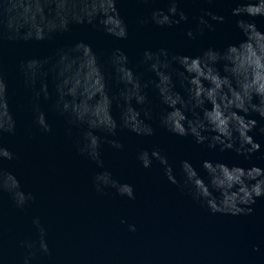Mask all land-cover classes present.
<instances>
[{"label": "water", "instance_id": "95a60500", "mask_svg": "<svg viewBox=\"0 0 264 264\" xmlns=\"http://www.w3.org/2000/svg\"><path fill=\"white\" fill-rule=\"evenodd\" d=\"M113 6L127 25L125 40L114 35L121 22L111 15ZM234 6L233 0L212 5L178 0L188 20L160 28L137 21L156 8L166 9L165 0H117L116 5L112 0H0V79L5 84L0 124L13 128L0 131V148L14 157L0 160V264H24L26 257L29 264H264V198L251 206V214H213L180 186L179 171V162L188 160L207 183L199 167L204 159L264 167V158L258 159L264 157V135L257 129L250 135L261 149L247 162L231 152L209 151L158 126L155 116L162 106L149 88L151 137L120 130L115 139L124 147L115 150L104 142L113 137L101 132L108 117L118 119L136 78L153 79L140 64L143 50L196 56L209 47L235 44L242 37L231 16ZM204 11L224 16V23L209 21L212 31L189 40L185 32L195 30L194 18ZM244 19L264 32V17ZM129 67L135 71L131 78ZM177 91L183 94L179 85ZM65 103L69 112L61 114ZM73 108V116L98 125L92 131L102 140L103 167L90 159L84 138L90 129L75 121ZM37 111L49 132L35 123ZM153 147L167 156L177 185L167 181L156 161L144 169L136 160L138 150ZM103 172L131 184L135 199L103 185L97 193L94 178ZM16 182V189L7 190ZM17 191L25 197L20 207L13 199ZM41 240L47 253L40 250Z\"/></svg>", "mask_w": 264, "mask_h": 264}, {"label": "clouds", "instance_id": "9594fccd", "mask_svg": "<svg viewBox=\"0 0 264 264\" xmlns=\"http://www.w3.org/2000/svg\"><path fill=\"white\" fill-rule=\"evenodd\" d=\"M112 3L116 5L117 0H112ZM142 3H155V0H142ZM165 3L166 9L156 8L148 17L138 19L137 23L141 27L151 22L160 28H172L188 20L185 12L178 8V0H165ZM203 3L212 5L214 0H203ZM233 3L235 6L231 7V16L237 18L235 28L242 37L239 42L227 44L223 48L209 47L196 56L172 54L165 48H159L155 52L150 49L143 50L140 64L144 71L152 74L153 79L141 81L136 78L133 94L124 99L118 119L108 117L103 122L101 132L113 137L112 140L104 142L115 150H122L124 146L115 139L120 130H126L138 137L153 135V127L146 122L154 118L153 106L146 93V89L151 88L162 106L155 120L159 127L173 136L191 138L196 145H202L209 151L231 152L244 162L260 151V144L254 141L250 133L257 129L260 135H264V125L257 127L258 120L264 121V32L259 31L255 23L244 17H264V7L260 6L264 5V0H260V5L255 0H233ZM110 12L121 22L119 32L114 35L121 40L127 39V25L116 6L111 7ZM194 19L195 30L185 32L189 40L202 36L205 30L212 31V23L209 21L224 23V16L211 11H204L203 15ZM122 56L125 65H128V57L123 54ZM127 71L131 78L134 69L129 67ZM131 82L129 79L128 83ZM177 85L183 94L177 91ZM41 91L47 98L46 89L42 87ZM4 94L5 84L0 79V104L4 103ZM208 105L211 106L210 109ZM59 106L58 102L57 107ZM68 112L69 105L65 103L62 105L61 114ZM75 112L73 108L71 115ZM73 117L75 121L87 124L90 131L84 134L88 142L86 150L90 159L98 167H103L98 151L102 140L92 131L98 125L86 122L80 114ZM35 123L43 132L50 131L43 113L39 111L36 112ZM0 131L11 133L12 125L9 123L5 128L0 124ZM84 151L82 149L81 154ZM13 158L11 152L0 148V160ZM262 158L264 157H258ZM136 160L144 169L150 168L152 162L156 161L163 168L167 181L173 185L178 184L167 156L159 148L153 147L151 151L138 150ZM199 167L205 174L207 183L188 160H181L179 171L183 182L180 186L187 188L191 198L213 214H251V206L257 199L264 198V167L242 166L240 163L229 164L223 160L211 159L202 160ZM101 185L114 189L121 197L135 199L133 186L129 183H118L110 178L108 172L94 178L97 193H102ZM17 187L16 182L7 190ZM13 199L17 207L25 203V197L18 191L14 193ZM27 199H31V196ZM33 223L38 221L34 220ZM129 231H135L134 226L129 225ZM40 250L48 252L43 240L40 242ZM253 251H256L255 247ZM24 264H29L27 257Z\"/></svg>", "mask_w": 264, "mask_h": 264}]
</instances>
